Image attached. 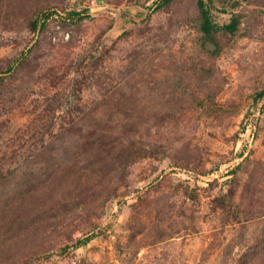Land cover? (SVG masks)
<instances>
[{
    "label": "rangeland",
    "instance_id": "obj_1",
    "mask_svg": "<svg viewBox=\"0 0 264 264\" xmlns=\"http://www.w3.org/2000/svg\"><path fill=\"white\" fill-rule=\"evenodd\" d=\"M162 1L0 0V264H264V0Z\"/></svg>",
    "mask_w": 264,
    "mask_h": 264
},
{
    "label": "trees",
    "instance_id": "obj_2",
    "mask_svg": "<svg viewBox=\"0 0 264 264\" xmlns=\"http://www.w3.org/2000/svg\"><path fill=\"white\" fill-rule=\"evenodd\" d=\"M170 1L171 0H163L162 2L168 3ZM197 3H198L199 12H200V28L206 40L211 41L216 46H218L216 42L217 33H219L220 31H223V32L233 34L237 31L238 24H239V19L237 16H232L228 23L220 25L214 21L211 9L208 6L206 0H198ZM72 14L73 16L77 15L78 17H80L81 15V13L78 11H74ZM215 52H218V49H216ZM258 95L263 96L264 90L261 91ZM89 240L90 239H86L85 241H82V244H87Z\"/></svg>",
    "mask_w": 264,
    "mask_h": 264
}]
</instances>
